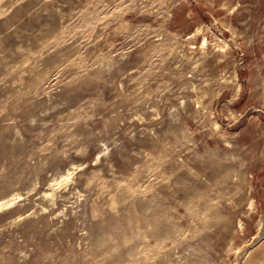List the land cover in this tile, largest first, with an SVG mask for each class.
Returning a JSON list of instances; mask_svg holds the SVG:
<instances>
[{"label":"rangeland","instance_id":"374dc122","mask_svg":"<svg viewBox=\"0 0 264 264\" xmlns=\"http://www.w3.org/2000/svg\"><path fill=\"white\" fill-rule=\"evenodd\" d=\"M0 264H264V0H0Z\"/></svg>","mask_w":264,"mask_h":264}]
</instances>
